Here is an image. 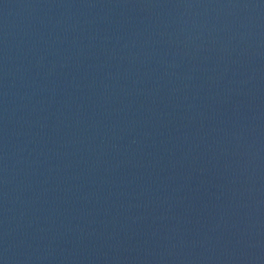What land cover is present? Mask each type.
<instances>
[{
  "label": "water",
  "instance_id": "obj_1",
  "mask_svg": "<svg viewBox=\"0 0 264 264\" xmlns=\"http://www.w3.org/2000/svg\"><path fill=\"white\" fill-rule=\"evenodd\" d=\"M0 264H264V0H115L0 120Z\"/></svg>",
  "mask_w": 264,
  "mask_h": 264
}]
</instances>
